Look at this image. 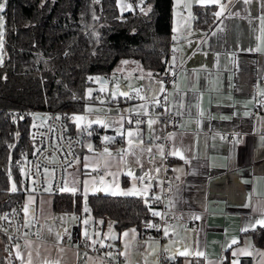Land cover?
<instances>
[{"label": "crops", "instance_id": "0c3cea01", "mask_svg": "<svg viewBox=\"0 0 264 264\" xmlns=\"http://www.w3.org/2000/svg\"><path fill=\"white\" fill-rule=\"evenodd\" d=\"M193 5L212 11V22L206 27L195 22ZM171 30L182 41L175 46L180 66L169 100L183 123L170 136L169 160H165L163 144L154 141L163 133L162 124L151 119L140 126L130 117L156 101L162 86L136 61L125 60L111 73L112 82L95 77L90 93L100 91V97L83 111L68 115L71 129L86 138L79 147L78 162L67 170L65 188L69 190L63 193L80 192L84 199L132 190L147 198L140 178L158 185L165 173H171L180 180L172 197L178 220L163 227L159 237H143L133 226L117 232L112 224L103 226V220L99 224L94 217L83 232L86 212L79 225L80 237L117 248L119 255L112 258H123L122 264H241L243 259L264 264V249L252 239V232L264 227L260 223L264 219V112L249 116L257 96L264 93V0H173ZM131 93L136 97L130 98ZM74 116L85 119L77 122ZM103 123L119 137H109L110 145L100 148L93 128L98 130ZM225 134H240L243 140L227 142ZM17 171L20 180L26 176L25 166ZM73 188L75 192L70 191ZM26 195H31V201L25 202ZM40 196H50L51 204L39 211ZM53 198L49 191L23 193L24 225L38 221L43 231L16 246L18 264H28L29 254L31 264L77 261L75 246L60 243L61 232L69 230L67 212L72 211L54 210ZM162 254L168 261H161ZM98 263L102 262L92 255L84 262Z\"/></svg>", "mask_w": 264, "mask_h": 264}, {"label": "trees", "instance_id": "16d2710c", "mask_svg": "<svg viewBox=\"0 0 264 264\" xmlns=\"http://www.w3.org/2000/svg\"><path fill=\"white\" fill-rule=\"evenodd\" d=\"M172 1L136 0L135 8H126L122 21L119 0H7L0 64V209L22 201L20 175L13 161L19 150L32 147L28 137L32 118L12 121L9 111L65 112L73 131L68 115L94 101L89 97L92 76L112 73L125 60L136 61L155 76L163 73ZM193 11L196 23L206 27L212 22L207 6L193 5ZM93 129L96 140L98 130ZM86 200L91 215L101 218L103 226L112 224L117 232L133 226L141 236L156 235L143 223L151 209L147 198L96 193ZM82 202L80 192L61 193L54 195L52 207L81 212ZM252 239L264 249V227L256 228ZM0 264H7L1 238Z\"/></svg>", "mask_w": 264, "mask_h": 264}, {"label": "built area", "instance_id": "2783aa9c", "mask_svg": "<svg viewBox=\"0 0 264 264\" xmlns=\"http://www.w3.org/2000/svg\"><path fill=\"white\" fill-rule=\"evenodd\" d=\"M130 8H135L136 0H129ZM126 8L120 10V20H125ZM4 12L2 16L4 17ZM182 41V36L173 30L170 31L168 41V53L165 70L156 76L158 83L162 86L159 97L156 101L146 105L142 113L131 115V119L137 125L143 126L148 120L155 119L162 124L163 133L160 137L154 139L160 142L165 148V160L168 161L170 136L179 130L183 123V116L175 112L170 107L169 93L177 84L179 72V51L176 44ZM174 60L173 62H171ZM93 85L95 76L90 78ZM105 82H112L111 73L105 75ZM102 93L95 91L89 93V97L96 99ZM130 98H134L135 93H131ZM264 112V93L257 96L253 109L249 112L252 118L257 117ZM35 114H46L45 122L34 119ZM65 112L56 110H47L41 112L12 109L9 111V118L12 121H18L22 117L32 118L29 127V140L31 148L19 150L14 158L15 168L26 167V176L20 180V190L22 193H43L49 191L52 195L64 192L66 185L67 170L75 165L79 160V147L86 135L71 131L66 124ZM139 122V123H138ZM105 123L98 128V136L95 143L98 147H108L109 141L105 137L118 138L119 134L113 129L105 127ZM261 135L264 136V133ZM224 139L227 142L236 141L241 143L242 135L235 137L232 134H225ZM16 142L9 143V150H13ZM140 183L146 187L147 201L151 207L149 216L143 221L144 227L149 232H154L156 237L160 236V230L163 227L173 225L178 217L172 207V197L174 189L180 184L171 173H165L160 183L149 182L146 177L140 178ZM23 201L17 200L9 204L5 209H0V238L3 243L7 264H18L15 254V248L23 241L38 236L43 231V225L40 222H34L31 226H25L27 220L24 214ZM86 213L76 212L74 226L71 231L63 230L60 234V243L63 246H75L78 252V259L75 264H84L88 255H92L98 261L105 264H122L123 258L115 260L112 256L119 255V250L109 244L101 242L89 243L87 238H81L79 234V225ZM154 225V226H153ZM186 224L185 226H188ZM96 229H101V225H96ZM147 236L143 233V237ZM111 253V255H108ZM168 256L161 255V261H168ZM66 264V263H58ZM241 264H252L251 259H243Z\"/></svg>", "mask_w": 264, "mask_h": 264}, {"label": "rangeland", "instance_id": "374dc122", "mask_svg": "<svg viewBox=\"0 0 264 264\" xmlns=\"http://www.w3.org/2000/svg\"><path fill=\"white\" fill-rule=\"evenodd\" d=\"M119 5L121 6V7H124V8H129V2H126V1H123V0H119ZM0 15H2V13H0ZM0 31H2L3 32V36H2V38H0V39H2V41H3V44H2V47H0V57H2V60H3V58H4V39H5V28H4V17H3V28L2 29H0ZM92 87V86H91ZM90 90H91V88H90ZM23 169V168H22ZM21 169V170H22ZM22 176L24 177V173L22 172ZM23 179V178H22ZM29 197H31V195H26V200H25V202H27V199H30ZM34 198V197H33ZM30 201H31V199H30ZM24 203V202H23ZM25 204V203H24ZM45 204L47 205V206H49L50 204H51V197L50 196H40V198H39V202H38V209H39V211L40 210H42V207L43 208H45ZM81 211L83 212V213H86V212H88L89 213V217H88V219H86V220H83V222H82V227H83V232L85 231L86 232V224H88L89 222L91 223V222H93V216L91 215V213H90V211H89V209H88V205H87V200H86V197L83 199V202H82V209H81ZM75 214H76V212L75 211H72V212H67V218H66V223H67V228L69 229L68 231H71V229H70V227H72V223H74V221H75ZM96 220H97V222L100 224V221H102V219L101 218H95ZM85 221H87V223H85ZM93 232H94V229H93V227H92V231L90 232V234L91 235H93ZM101 232L100 231H98V237H100V234ZM108 236V235H107ZM106 236V237H107Z\"/></svg>", "mask_w": 264, "mask_h": 264}, {"label": "snow or ice", "instance_id": "6c2138e0", "mask_svg": "<svg viewBox=\"0 0 264 264\" xmlns=\"http://www.w3.org/2000/svg\"><path fill=\"white\" fill-rule=\"evenodd\" d=\"M212 2H218V0H212ZM247 2H248V0H245V3H247ZM6 3H7V0H0V13H3V12H4ZM141 10L143 11V9H141ZM150 10H151V9H149V11H150ZM221 11H223V7L221 8ZM216 15L219 16L220 13L218 12V13H216ZM2 28H3V16L0 15V29H2ZM2 36H3V32L0 31V38H2ZM2 44H3V41H2V39H0V47H2ZM2 63H3V60H2V57H0V64H2ZM125 63H127V62L125 61ZM122 95H127V93H122ZM153 99H155V97H153ZM72 119H74L75 121L79 122V121H81V120H84L85 117H84V116H74V117H72ZM92 122H93L92 120H89V121H88V124L90 125ZM95 122L100 123V120H99V119H96ZM138 123H139V122H138ZM106 126H107V125H105V127H106ZM89 134H91V133H89ZM128 136L131 137V136H132V132H128ZM104 139H105V141H107L109 138H108V137H105ZM89 147H91V146H89ZM107 151H108L107 148H105V152H106V153H107ZM128 175L131 176L132 173L129 171ZM15 190H16V189H15V186H13V191H15ZM64 190L67 191V190H69V189L65 188ZM70 191L75 192L76 189L73 188V189H70ZM112 194L115 195L116 193H112ZM121 194H122V195H136V194H138V193H136V192H134V191H132V190H129V191H127V192H122ZM24 210H25V212H27V208H25ZM85 223H87V221H85ZM260 223H261V224H264V219H261V220H260ZM153 226H154V225H153ZM166 234H167V233H166ZM124 235L127 236L128 233H124ZM57 238L59 239V234H57ZM93 243L95 244L96 241H93ZM233 243H235V241H233ZM17 247H19V246H17ZM182 254H184V253H182ZM108 255H111V253H109ZM197 255H203V254H202V253H197ZM17 256H18V257L20 256V253H19V252H17ZM22 264H23V261H22ZM28 264H31V254H29V261H28Z\"/></svg>", "mask_w": 264, "mask_h": 264}, {"label": "water", "instance_id": "95a60500", "mask_svg": "<svg viewBox=\"0 0 264 264\" xmlns=\"http://www.w3.org/2000/svg\"><path fill=\"white\" fill-rule=\"evenodd\" d=\"M100 80L102 82H105V75H101L100 76ZM47 117L48 116L46 114H35L34 115V119L40 120V121H43V122H45L47 120ZM11 185H12V187L14 186V182L13 181L11 182ZM98 264H105V263H98Z\"/></svg>", "mask_w": 264, "mask_h": 264}]
</instances>
